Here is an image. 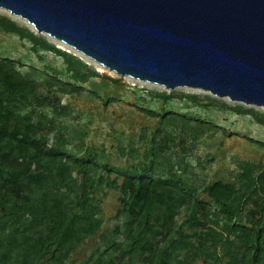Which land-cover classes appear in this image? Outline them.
Wrapping results in <instances>:
<instances>
[{
  "label": "rangeland",
  "instance_id": "1",
  "mask_svg": "<svg viewBox=\"0 0 264 264\" xmlns=\"http://www.w3.org/2000/svg\"><path fill=\"white\" fill-rule=\"evenodd\" d=\"M0 16L42 36L99 74L87 83H75L62 57L44 50L35 53L27 39L0 29V60L12 62L19 73L38 81L42 91L52 92L59 102L12 110L33 126L31 138L46 149L55 148L68 168L63 186L31 215L20 201L6 198L0 207V251L7 252L4 264H57L50 254L39 257L19 246L16 241L21 237L43 249L57 250V255L66 254L60 264H141L137 257L120 259L116 248L125 237L130 201L123 183L141 171H149L161 185L171 181L185 195L167 242L154 246V264H253L255 259L264 263V216L259 214L264 179L242 206L238 203L247 192L242 173L257 174L249 164L264 168V127L250 116L222 110L215 100L261 113L263 107L199 89L168 90L119 76L7 11L0 9ZM56 80L80 90L60 92ZM170 94L174 98L165 101L163 97ZM181 95H196L198 100ZM216 182L235 187L236 194L227 203L230 218L210 195ZM87 210L95 214L98 225L93 233L83 219ZM10 233L14 236L8 237ZM258 233L262 252L257 255Z\"/></svg>",
  "mask_w": 264,
  "mask_h": 264
},
{
  "label": "water",
  "instance_id": "2",
  "mask_svg": "<svg viewBox=\"0 0 264 264\" xmlns=\"http://www.w3.org/2000/svg\"><path fill=\"white\" fill-rule=\"evenodd\" d=\"M103 68L264 108V0H0Z\"/></svg>",
  "mask_w": 264,
  "mask_h": 264
},
{
  "label": "trees",
  "instance_id": "3",
  "mask_svg": "<svg viewBox=\"0 0 264 264\" xmlns=\"http://www.w3.org/2000/svg\"><path fill=\"white\" fill-rule=\"evenodd\" d=\"M0 29L5 33L16 34L20 39H27L32 44V50L53 52L64 59L71 80L75 83H87L99 74L80 59L66 52H62L51 45L42 36H37L26 27L16 24L10 18L0 16ZM59 91L63 93L78 92L80 87L56 80ZM192 102H197L196 95H181ZM173 94L165 95V101L173 99ZM208 100H215L207 97ZM58 99L52 92L44 93L42 85L29 76H23L12 62L0 60V207L6 203V198L20 201L31 215L34 209L41 210L53 197V192L59 190L67 180L68 168L59 152L45 146L31 138L33 126L30 122L17 117L12 110L14 106L43 107L54 106ZM222 110H231L238 115H247L264 127V113L253 108L245 109L241 105L229 106L215 100ZM257 174L252 176L250 171L242 173L246 180L247 192L240 197L238 203L242 206L246 196L254 188L260 187L264 179V168L249 164ZM171 181H164L162 185L150 177L149 171H141L137 175L126 177L123 188L129 194L127 204L128 219L124 223V239L117 244L121 251L120 259L137 257L141 264H154V246L167 242L168 235L175 225V217L184 206L185 195L181 190L173 188ZM17 190V191H16ZM236 194L235 187L216 182L210 188V195L217 206L226 214L231 215V208L227 204ZM9 200V199H8ZM54 208L55 206L52 205ZM264 216V203L259 210ZM94 213L84 212V221L88 224L89 232L93 233L97 223L93 221ZM228 215V217H229ZM3 214L0 213V226ZM230 218V217H229ZM3 232L4 229H3ZM14 234H8L13 237ZM262 234L255 235L257 248L255 253H261ZM16 243L39 257L50 254L51 258L60 264L66 254L57 255V250L50 247L41 248L38 243H32L23 237ZM126 250V252H125ZM1 252V251H0ZM7 252H1L0 264H4L3 257ZM256 259L253 264H257ZM264 264V263H263Z\"/></svg>",
  "mask_w": 264,
  "mask_h": 264
}]
</instances>
